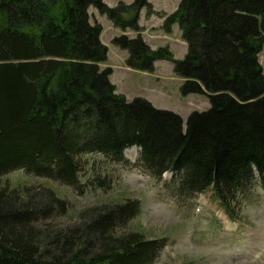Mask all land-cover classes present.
I'll return each mask as SVG.
<instances>
[{"label": "trees", "instance_id": "1", "mask_svg": "<svg viewBox=\"0 0 264 264\" xmlns=\"http://www.w3.org/2000/svg\"><path fill=\"white\" fill-rule=\"evenodd\" d=\"M90 7L138 33L139 12L149 4L0 0V264H154L165 244L117 232L138 215V200L56 227L67 202L50 188L3 183L18 171L74 189L86 158L128 166L123 153L135 147L134 167L157 181L176 174L171 189L179 197L211 190L230 218L235 198L264 186V0H180L164 24L166 33L176 24L187 45L180 60L140 35L112 39L127 53V68L152 73L155 62L168 61L183 80L182 96L208 99L184 128L176 113L116 93L111 70L99 69L108 51L101 26L89 22Z\"/></svg>", "mask_w": 264, "mask_h": 264}, {"label": "rangeland", "instance_id": "2", "mask_svg": "<svg viewBox=\"0 0 264 264\" xmlns=\"http://www.w3.org/2000/svg\"><path fill=\"white\" fill-rule=\"evenodd\" d=\"M109 7L119 2L130 5L133 0H102ZM180 0H147L149 7L139 12L140 31L121 30L96 9L88 10L89 22L102 28L100 42L107 48V59L99 64L100 70L110 69L109 81L116 85V93L127 101L144 98L155 108L176 113L185 127L188 115L209 108L206 97L190 94L182 96L183 82L173 74L172 64L158 61L152 73L139 72L125 67L127 53L112 44L121 35L135 38L138 35L151 48L168 47L174 59L185 55L181 32L176 24L166 33L164 24L178 7ZM171 48V49H170ZM264 72V46L259 54ZM139 149H126L123 153L128 166L110 164L100 156L86 158L79 178V187L70 188L42 178L26 176L21 171L3 179L11 188L22 186L50 188L68 205L67 215L56 217V227L79 225L92 211L124 202L138 200L140 211L118 233L138 231L147 238L161 239L164 247L154 264H264V186L256 185L247 193L235 198L233 217L224 213L211 190L191 197H179L171 189L177 175L165 173L157 181L139 167ZM105 179L106 187L97 181ZM98 179V180H97ZM77 190V191H76ZM82 192V193H80Z\"/></svg>", "mask_w": 264, "mask_h": 264}, {"label": "crops", "instance_id": "3", "mask_svg": "<svg viewBox=\"0 0 264 264\" xmlns=\"http://www.w3.org/2000/svg\"><path fill=\"white\" fill-rule=\"evenodd\" d=\"M183 44H184V47H183V52L182 53H185L186 54V51H187V45H186V43L183 41ZM171 49V48H170ZM171 52H172V49H171ZM184 54V55H185ZM158 62V61H157ZM157 62H155V64L154 65H156V63ZM126 67V66H125ZM127 68V67H126ZM154 68H155V66H154ZM129 69V68H128ZM114 86H116V85H114ZM120 94V93H119ZM124 96V95H123Z\"/></svg>", "mask_w": 264, "mask_h": 264}]
</instances>
